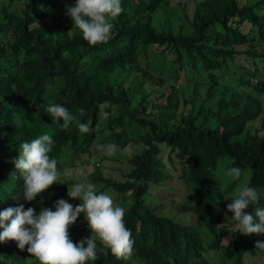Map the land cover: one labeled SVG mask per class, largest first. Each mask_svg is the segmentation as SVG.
I'll list each match as a JSON object with an SVG mask.
<instances>
[{
    "label": "trees",
    "instance_id": "obj_1",
    "mask_svg": "<svg viewBox=\"0 0 264 264\" xmlns=\"http://www.w3.org/2000/svg\"><path fill=\"white\" fill-rule=\"evenodd\" d=\"M172 2L122 0L110 41L91 46L67 14L76 0H0V211L22 204L39 215L78 183L60 179L24 200L14 163L24 142L50 135L49 156L59 173L70 166L62 161L69 147L76 161L103 154V145H133L119 160L121 179L99 167L89 175L101 183L98 193L120 194L132 258L118 260L110 250L105 255L97 240L98 259L88 264H264V250L256 248L264 234L245 236L237 221L225 222L232 187L221 189L215 179L219 159L228 157L229 169L250 172L247 184L260 197L246 213L264 208V0ZM174 12H180L177 25L167 17ZM161 13L166 23L159 25ZM50 103L75 117L68 129L46 112ZM261 115L252 134L249 123ZM89 120L92 131L81 133L77 121ZM243 133L246 138L233 140ZM163 147L187 189L174 207L188 223L152 205L167 201L160 188L169 192L163 181L172 171ZM97 156L94 161L112 159ZM74 226L73 243L89 238ZM28 257L27 246L21 251L15 241L0 243V264H39Z\"/></svg>",
    "mask_w": 264,
    "mask_h": 264
},
{
    "label": "clouds",
    "instance_id": "obj_2",
    "mask_svg": "<svg viewBox=\"0 0 264 264\" xmlns=\"http://www.w3.org/2000/svg\"><path fill=\"white\" fill-rule=\"evenodd\" d=\"M122 0H76L75 6L67 9V14L89 45L106 44L113 35L114 22L123 13ZM107 102L102 107H107ZM46 112L54 119H62V127L68 129L75 117L61 104L50 103ZM81 115L83 109L80 110ZM106 120L108 113L104 112ZM81 133L92 131L91 121H77ZM106 148L107 155L114 156L118 147L116 144L101 146ZM19 158L14 162L16 169L23 176L24 200L33 201L37 196L60 183V173L57 160L50 158L53 151V140L48 134L40 135L31 142L20 145ZM229 175L233 180H239L241 170L232 168ZM68 196L80 199L81 204L75 208L72 204L60 199L56 202L55 211L42 209L37 215L29 207L27 210L21 204L19 207H9L0 211V243L15 241L18 248L34 257L39 264H88L98 259L97 240L101 251L107 254L110 250L118 260H130L133 255L134 240L132 232L125 224V209L117 206L109 192H97L91 182H79L68 187ZM256 188L249 184H238L236 194L227 204L228 211L237 221V230L245 236L264 234V208L257 207L255 215L246 213V209L259 203ZM84 213L91 236L73 243L69 229ZM256 248L264 250V243L257 242Z\"/></svg>",
    "mask_w": 264,
    "mask_h": 264
},
{
    "label": "rangeland",
    "instance_id": "obj_3",
    "mask_svg": "<svg viewBox=\"0 0 264 264\" xmlns=\"http://www.w3.org/2000/svg\"><path fill=\"white\" fill-rule=\"evenodd\" d=\"M179 0H173L172 5H176V2ZM253 1V0H251ZM190 3V1L188 2V4ZM178 8V7H176ZM175 8V9H176ZM174 9V10H175ZM192 8L189 10L188 8V12L191 13ZM177 14L179 15L180 12H174L169 14L167 17L168 19L171 21H173L174 19V24L177 25L178 23V17ZM177 19V20H176ZM156 20L158 22V24L162 25L166 23V16L165 14L161 13L159 15H157ZM177 21V22H176ZM175 25V29H177ZM164 74V73H163ZM188 91H191V87L189 88ZM261 100L263 103V108H264V94L261 96ZM261 118L262 115L260 117H258L257 119L251 121L249 123V128H250V132L253 134L254 128L256 127H260L261 126ZM262 134H264V130L261 132ZM247 133H243L240 136H236L233 137V140H240L243 138H246ZM79 141H73V144H77ZM163 152H162V156H163V160L166 163V165L168 166L169 169H171L172 174L171 177L168 178L167 180L163 181V186L169 190V192L166 191H162L163 189L160 188V192L158 193L161 196H165L166 197V202L164 201V198L160 199V201L165 202V204H158L157 202L153 201L152 205H156L158 209H160L161 212H164L166 214L169 215H173L175 216V218L179 219L181 222H189V216L186 214H179L178 211L176 210V208L174 207V204L176 202L179 201H183L185 200V196L187 195V189L185 187V185H181L179 184V180H178V175L179 172L172 169V167L170 166V161L168 160V150L167 148L163 147ZM134 150L133 145H127L124 149H120L118 148L117 153L114 156H109L107 155V151H103L100 148L97 149L96 151H103L100 153H103L101 155H99L98 153L95 154L94 156L90 157L86 154L82 155L81 159L76 160V161H72V148L69 147L66 149V153L62 159L63 163H65L66 165H70L69 167H66V170L60 173V179H64L67 178L68 180L73 179L74 183L76 182H92L91 178L89 177V175L91 174V172L95 169V167H99V169L101 170L102 173L106 174V175H110L112 178L115 179H121L122 178V172L120 171V162L119 160H123L122 158H125L126 155H129L130 153H132V151ZM98 155V156H97ZM101 157V156H109L112 159H107V160H103V161H94V157ZM75 163V164H74ZM230 164V159L228 157H223L221 159H219L218 162V166H217V170L215 173V179L217 180L219 186L221 189L226 188L227 186H231V191L230 194L228 195V198H225V222H233V213L228 211L227 209V204L231 203V198H233L236 194V187L238 184H247L248 179H249V175L250 172L249 171H244L243 173H241V177L239 180H233L231 178V176L229 175V171L230 169L228 168V165ZM99 184H101L100 182H97V184H94L96 186V190L99 187ZM75 184H71L68 187H71ZM163 188V187H162ZM104 192H109L110 195H112L113 199H114V203L117 206H122V198L120 196V194H118L117 192H113L112 190H105ZM174 198L175 201H171V198ZM63 200H65L66 202L70 203L74 206L78 205L80 203V199H73L70 198L68 196V189L63 193ZM129 200V197H128ZM55 206H53V208L51 209H55ZM191 219V218H190ZM74 232L76 234H78V232L82 235H85L87 237L91 236V229L88 227L87 221L85 219L84 213H81L78 218L77 221L75 222V226H74ZM30 259H33V257L30 256L28 257V260L30 261Z\"/></svg>",
    "mask_w": 264,
    "mask_h": 264
}]
</instances>
